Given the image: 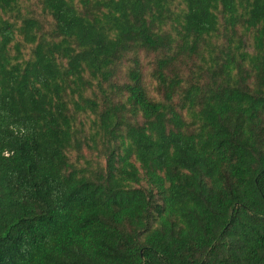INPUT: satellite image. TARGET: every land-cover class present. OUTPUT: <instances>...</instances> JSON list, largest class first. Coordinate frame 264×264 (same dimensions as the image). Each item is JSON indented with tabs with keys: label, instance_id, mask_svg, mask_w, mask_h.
I'll return each mask as SVG.
<instances>
[{
	"label": "trees",
	"instance_id": "obj_1",
	"mask_svg": "<svg viewBox=\"0 0 264 264\" xmlns=\"http://www.w3.org/2000/svg\"><path fill=\"white\" fill-rule=\"evenodd\" d=\"M38 2L52 40L0 15V264H264V0ZM167 23L189 54L226 37L206 82L182 89ZM16 33L34 44L24 65ZM138 50L157 53L160 99ZM129 53L114 101L104 83ZM83 148L104 168L77 167Z\"/></svg>",
	"mask_w": 264,
	"mask_h": 264
},
{
	"label": "rangeland",
	"instance_id": "obj_2",
	"mask_svg": "<svg viewBox=\"0 0 264 264\" xmlns=\"http://www.w3.org/2000/svg\"><path fill=\"white\" fill-rule=\"evenodd\" d=\"M177 1V0H176ZM77 6L79 5V0H76ZM0 15L4 18H8L10 21H16L17 25H20L21 19L24 17H29L37 20L36 27L33 29L38 36V39L42 38L46 40H52L54 38V23L50 14L42 9L41 4L38 0H17L16 6L8 9L6 13L0 10ZM164 30L169 32L170 38L167 41V49L170 54H176V61L180 63V76L183 78L181 82L182 89L185 88L186 85L194 83V82H206V74L208 72V67L210 65V56L209 54L213 53L217 55V53L213 50L214 46L217 48H222V45H226V37L223 36L222 39L212 37L211 40H204L197 53L189 54L186 51L182 50L180 47L181 36L175 33V30L171 27L170 24H166ZM222 32V29H221ZM238 35L244 38V42L242 44L241 50L246 52H251L253 50L252 47V34L251 32H245L243 28H237ZM22 35L16 33L15 40H18L22 43L21 52H17L15 50V46L12 44L9 48L8 53L14 57L18 55L17 59H13V62H18L24 65L26 61L31 57V51L34 44H26L23 42ZM219 52V51H218ZM140 61V67L142 71V82L143 86L146 90L148 96L152 99H160L163 95L162 91H158V80L153 76V59L156 57V52H147L146 50H138L135 52ZM133 53H129V55L121 61L120 65L115 70V76L112 79L115 87L109 88L108 84L104 83V87L108 95L114 101H125V90L124 84L129 81L128 78V70L132 65L130 57H133ZM92 89L87 90V94L92 96ZM100 97L99 89L94 91ZM179 99L178 96H175L174 100L177 101ZM72 107L71 104H69ZM78 117L75 120V124L79 128L90 129V125L92 124V120L95 118L91 113L89 115H84L83 113H79ZM70 160L74 161L77 167H86L91 171H96L99 168H104L105 165V157H100L96 155V153L83 148L80 153L76 151H72L70 153Z\"/></svg>",
	"mask_w": 264,
	"mask_h": 264
}]
</instances>
